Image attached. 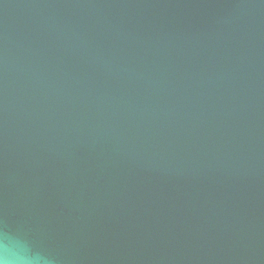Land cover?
<instances>
[{
  "label": "water",
  "instance_id": "1",
  "mask_svg": "<svg viewBox=\"0 0 264 264\" xmlns=\"http://www.w3.org/2000/svg\"><path fill=\"white\" fill-rule=\"evenodd\" d=\"M57 264H264V0H0V229Z\"/></svg>",
  "mask_w": 264,
  "mask_h": 264
},
{
  "label": "clouds",
  "instance_id": "2",
  "mask_svg": "<svg viewBox=\"0 0 264 264\" xmlns=\"http://www.w3.org/2000/svg\"><path fill=\"white\" fill-rule=\"evenodd\" d=\"M0 264H57L48 250L37 247L24 233L0 229Z\"/></svg>",
  "mask_w": 264,
  "mask_h": 264
}]
</instances>
